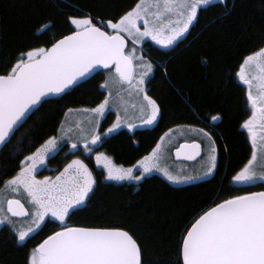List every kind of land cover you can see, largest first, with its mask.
<instances>
[{
    "label": "snow or ice",
    "instance_id": "6c2138e0",
    "mask_svg": "<svg viewBox=\"0 0 264 264\" xmlns=\"http://www.w3.org/2000/svg\"><path fill=\"white\" fill-rule=\"evenodd\" d=\"M214 2L139 0L131 10L106 21L98 20L91 13L67 17L74 28L70 34L54 39L50 47L18 50L14 61H9L0 72V145L10 142L36 106L51 96L65 93L100 67L109 74L101 85L108 90L109 96L96 107L82 110L91 117L87 134L79 124L76 125L79 129L77 140L82 141L83 151L90 154L93 146L101 144L104 137L119 129L122 123L126 122L129 128L136 127L117 114L116 122L106 132L99 130L101 122L97 117H102L109 107L114 87L126 85L127 90L142 96L141 123L152 124L160 116L161 109L147 94L144 85L154 71V65L143 53L137 55L135 46L129 50L126 37L133 45L150 37L164 48L171 47L197 21L201 9ZM173 16L175 20L170 19ZM50 24L37 31L46 32ZM250 68L255 69L254 76L249 73ZM237 76L248 87L247 101L252 107V115L242 127L251 137L253 151L232 181L240 184L264 181V48L244 57ZM211 119L216 121L220 117L212 116ZM171 131L166 132L161 143L133 167H117L110 157L99 152L95 156L96 164L102 166L106 179L112 181H140L153 170L162 172L173 182L197 179L174 175L168 168L160 166L166 147L163 142ZM189 131H196L207 139L209 152L205 174L211 173L216 168L215 141L203 128ZM72 132L73 128H65L62 124L58 135L49 137L25 156L16 175L3 182L0 224L9 225L17 242L23 244L47 216L60 222V230L32 248L25 264H147L143 245L129 230L119 226H74L70 223L72 215L86 203L96 184L83 160H72L54 179L36 178L38 166L43 165L50 154L62 150L61 141L71 140ZM79 147L80 143L71 144L72 149ZM184 150H189L187 158L193 160L201 154V144H181L176 149V156H181ZM136 170L140 175L134 174ZM21 190L27 194L29 208L19 199L7 198L9 191L19 193ZM14 218L30 219V223L24 226ZM179 257L182 264H264V191L232 196L200 214L181 235ZM177 264H181V260Z\"/></svg>",
    "mask_w": 264,
    "mask_h": 264
},
{
    "label": "trees",
    "instance_id": "16d2710c",
    "mask_svg": "<svg viewBox=\"0 0 264 264\" xmlns=\"http://www.w3.org/2000/svg\"><path fill=\"white\" fill-rule=\"evenodd\" d=\"M138 2L0 0V72L9 61H14L18 50L50 47L54 39L70 34L73 26L67 17L91 13L106 21ZM49 22L46 32L37 31ZM142 47L145 51L141 52L154 65L147 81L149 94L159 102L162 115L151 129H121L104 138L99 149L118 166H133L170 129L202 126L209 129L219 145L217 170L207 179L185 185L172 184L158 174L137 184L106 183L103 172L96 170L97 189L86 206L72 215L70 223L122 227L143 245L147 264H177L178 260L182 264L179 243L185 228L216 203L249 191L232 181L252 154V146L242 130L249 114L246 88L239 83L236 73L244 57L264 47V0L216 1L201 9L187 36L174 48L162 50L149 40ZM107 73H97L34 111L0 151V187L16 174L25 156L59 134L70 112L94 108L107 97V90L101 87ZM212 116L220 119L208 127ZM114 119L115 112L107 113L101 131ZM65 149L53 157V165L60 166L74 155L65 154ZM59 229L58 223L48 220L20 244L9 225L1 227L0 264H25L31 249Z\"/></svg>",
    "mask_w": 264,
    "mask_h": 264
},
{
    "label": "rangeland",
    "instance_id": "374dc122",
    "mask_svg": "<svg viewBox=\"0 0 264 264\" xmlns=\"http://www.w3.org/2000/svg\"><path fill=\"white\" fill-rule=\"evenodd\" d=\"M216 1H220V0H215V2ZM170 19L175 20L176 17L173 16ZM190 28H191V26H190ZM190 28H189V30H190ZM187 33H185L184 36ZM181 39L176 41L171 47L164 48V49L172 48ZM144 40H151L154 44L158 45L150 37L149 38H145ZM143 41L140 42V43H137V44H142ZM158 46H160V45H158ZM160 47H162V46H160ZM136 52H137V55L141 54L138 51H136ZM249 73L251 74V76H254L255 75V69L254 68H250L249 69ZM108 75L109 74L107 73V78H108ZM146 81H147V79H146ZM146 84L147 83L145 82V85H144L145 89L147 88ZM255 89H256V84L254 82V84H253V92H254V94L256 92ZM108 96H109V92L107 90V97ZM141 103H142V96H137L134 91L130 92L129 90H127V86L126 85L124 86V88H120L119 86L114 87L112 89V96L110 97L109 107L105 110L104 115L102 117H97V119H99L100 122L102 123V121L105 118V116L107 115V113L115 112V119H114V122L111 124V126L116 122L117 114H119L122 119L130 121V122L134 123L136 126H138V125L141 124V119H140L141 115H142V113L140 112ZM125 109H127V115L125 114ZM90 118H91L90 114L87 113V112H84L82 110L70 112L67 115L64 127L65 128H68V127L73 128V132L71 133L72 139L68 140L66 138L65 140H68L71 144L72 143H80V147H82V149H83L82 141H78L77 140V136L79 135V129L76 127V125L79 124V127L85 129V134H87V131L90 130V125L88 124V120ZM126 126H127L126 122L122 123L121 127L119 129L126 128ZM119 129H117L115 132H117ZM191 129H193V128H191ZM171 130L172 131L169 133V136L165 137V140L163 142L166 147H165V151H164V159L161 160L160 166L168 168V170L171 171L174 175L194 176V177H198V178L197 179H193V180H188V181H182V182H173V181H169L163 175V173L158 171V170H153L152 172L146 174L143 178H145L147 176H150V175H153V174H158V175L162 176L163 178H165L167 181H169L172 184L185 185V184H188V183L197 182V181H201V180L207 179V178L211 177L212 175H214V173L217 170L218 163H219V147H218L217 142L212 138L215 141L216 168L213 169V171L211 173L205 174V173H207V162H208V152H209V144H208L207 139L205 137H203L202 135L198 134L196 131H189V129L187 127H185V126H177V127L173 128ZM115 132H113V133H115ZM110 134H112V133H110ZM89 139H90V136H89ZM257 139H258V142H259V136H258ZM65 140H63V141H65ZM192 140H197V141H199V142H201L203 144L204 149L202 151V155L196 161H193V162H187V161H182V160L176 159L174 157L173 153H174V150L177 148V146H179L183 142L192 141ZM157 143H161V139L158 140ZM156 144L152 147V149L156 146ZM152 149L146 155L150 154ZM51 155H53V154H51ZM113 163L117 167H121V166H118L114 161H113ZM135 165H137V163ZM133 166H128V167H124L123 166V167L124 168H129V167H133ZM134 174L135 175H140V172L138 170H136L134 172ZM125 181H128V182H139V181H133V180H125ZM116 182H124V181H116ZM253 182H255V181H253ZM250 183H252V182H250ZM234 184H239V183L234 182ZM4 187H5V185H4ZM4 187H2L0 190H3ZM26 196H27V194L24 193L22 190L19 193H12L10 191L7 193V198L8 199L19 198L22 202H24L25 204H27L29 206V204L26 201ZM4 207L6 208V204L4 205ZM18 221H19L20 224H22L24 226H26L28 223H30V219H23L22 218V219H18ZM3 225H7V224L6 223L0 224V228ZM31 234L32 233H30V235Z\"/></svg>",
    "mask_w": 264,
    "mask_h": 264
},
{
    "label": "flooded vegetation",
    "instance_id": "af4514ba",
    "mask_svg": "<svg viewBox=\"0 0 264 264\" xmlns=\"http://www.w3.org/2000/svg\"><path fill=\"white\" fill-rule=\"evenodd\" d=\"M131 10V9H130ZM129 11V10H128ZM99 20V19H98ZM73 30H74V28H73ZM72 30V31H73ZM106 31H110V29H105ZM188 34V33H187ZM187 34L181 39V40H183L186 36H187ZM129 40H130V42H129V47H128V49L129 50H131V48L133 47V46H135L137 49H136V51H138L139 53H142L141 51H145V49L142 47L143 46V44H144V42H146V41H148V40H144L143 41V43L142 44H135V45H133V43H132V41H131V39L129 38ZM180 40V41H181ZM149 41H151V40H149ZM179 41V42H180ZM152 42V41H151ZM179 42H177L172 48H174ZM156 45V44H155ZM158 46V45H157ZM160 49H162V50H166V51H168V50H170V49H172V48H170V49H164V47H160V46H158ZM264 48V47H263ZM146 57V56H145ZM146 58H148V57H146ZM239 71V70H238ZM238 73V72H237ZM237 73H236V77H237V79H238V81H239V83H241L245 88H246V98H247V92H248V87H247V85H245L242 81H240L239 80V78H238V76H237ZM151 75V74H150ZM150 77V76H149ZM149 77L147 78V81H148V79H149ZM147 81H146V83H147ZM146 91H147V94L150 96V97H152L150 94H149V87L147 86V84H146ZM256 90V89H255ZM152 99H154L153 97H152ZM154 100H156V99H154ZM156 102H157V104L160 106V104H159V102L156 100ZM247 108H248V112H249V114H248V116L245 118V120L244 121H246L247 119H249L250 118V116L252 115V107H251V105L248 103V101H247ZM160 109H161V106H160ZM161 115H162V109H161V114H160V116H158L157 117V120L156 121H154L152 124H140V125H138V126H136L135 128H129L128 126H126V128H122V129H127V130H129V131H134L135 129L137 130V129H151V128H153L154 126H156V124L158 123V121H159V119H160V117H161ZM104 120V119H103ZM216 121H218V120H216ZM216 121H213V120H210V122H209V124L207 125L208 127H212V125H213V123H216ZM244 121H243V123H244ZM114 122V121H113ZM112 122V123H113ZM111 123V124H112ZM243 123H242V125H243ZM64 124H65V122H64ZM63 124V125H64ZM102 124V123H101ZM111 124L103 131V132H106V130L111 126ZM183 126H185V127H187L188 129H191V128H193V129H200V128H203L206 132H208L209 133V131H207V130H209V129H206L205 127H202V126H199V127H194V126H188V125H183ZM242 130L245 132V134L247 135V137H248V139H249V143L251 144V146H252V141H251V137H250V135H249V133H248V131H247V129H245V128H243L242 127ZM100 131H101V129H100ZM119 131H121V129H119L117 132H115V133H112V134H109L108 136H106V137H104V138H107V137H109V136H112V135H114V134H116V133H118ZM102 132V131H101ZM210 134V133H209ZM211 135V134H210ZM212 136V135H211ZM212 138L215 140V138L212 136ZM193 141H197V140H192V141H186V142H193ZM216 141V140H215ZM197 142H199V141H197ZM200 144H201V147H202V151H203V149H204V146H203V144L201 143V142H199ZM61 144L63 145V148H62V150L63 149H65V147H64V145H67V148L65 149L66 151H65V154H70V153H74V155L73 156H71V157H67V159L63 162V164L62 165H60V166H55V165H53L52 164V162H51V160L53 159V157H55L56 155H58V153L61 151H58V152H56V153H53V155H49V157L46 159V161H45V163L43 164V165H40V166H38V169H37V172H36V178L37 179H40V180H43L45 177H50V178H55V176L56 175H58L59 174V171H62L63 170V168L67 165V164H69L72 160H74V159H81V160H83L84 161V163L85 164H87L88 165V167H89V169H90V171L92 172V174H93V177L95 178V180H96V184L93 186V192L97 189V186H98V179H97V173H96V170H99V171H102L103 173L102 174H104V177H103V181L104 182H106V183H113V184H131V183H140L141 181H139V182H128V181H124V182H116V181H111V180H108V179H106V172L103 170V168H102V166H100V165H97L96 164V161H95V156H96V154L99 152V153H104L105 155H107L104 151H102V150H100L99 148H100V146H101V144H102V142H101V144H99V145H96V146H93V151L89 154V153H85L84 151H83V149H82V147H79L78 149H72L71 148V143L68 141V140H65V141H61ZM218 144V143H217ZM178 147V146H177ZM218 147H219V145H218ZM99 149V150H98ZM252 151H253V147H252ZM219 154H220V148H219ZM201 155H202V152H201ZM200 155V156H201ZM65 156H67V155H65ZM108 156V155H107ZM109 157V156H108ZM174 157H175V155H174ZM251 157V156H250ZM111 158V157H110ZM88 159H92L91 161H89ZM112 159V158H111ZM247 163V162H246ZM244 166V165H243ZM242 166V167H243ZM241 167V168H242ZM240 168V169H241ZM240 169H239V171H240ZM18 171H19V169H18ZM17 171V172H18ZM16 172V173H17ZM97 174V175H96ZM16 175V174H15ZM143 180V179H142ZM235 186H238V187H242V188H249L248 190V193H250V192H258V191H264V181H260V180H257V181H255V182H252V183H244V184H234ZM2 187H4V185L2 186ZM2 187H0V189L2 188ZM93 192L92 193H90L89 194V198H90V196L93 194ZM11 199H19V198H11ZM20 200V199H19ZM89 200V199H88ZM88 200L86 201V203L83 205V206H81L80 208H82V207H84V206H86V204L88 203ZM22 202V201H21ZM24 205H25V207L26 208H29V206L27 205V204H25L24 202H22ZM6 207H7V205H6ZM14 219H22V218H14ZM54 221V222H56V223H58L59 225H60V222L59 221H57L54 217H52V216H47L46 218H45V221H44V223L41 225V226H43L47 221ZM3 226H5V225H3ZM3 226H1V227H3ZM38 230V229H37ZM36 230V231H37ZM60 230V229H59ZM58 230V231H59ZM35 231V232H36ZM34 232V233H35ZM34 233H32V234H34ZM31 234V235H32ZM31 235H29V236H31Z\"/></svg>",
    "mask_w": 264,
    "mask_h": 264
},
{
    "label": "water",
    "instance_id": "95a60500",
    "mask_svg": "<svg viewBox=\"0 0 264 264\" xmlns=\"http://www.w3.org/2000/svg\"><path fill=\"white\" fill-rule=\"evenodd\" d=\"M126 42H127V47H129V42H130V40H129V38L128 37H126ZM101 71H107V70H104L102 67H100V68H98L91 76H89V77H87V78H84V79H82L77 85H75V86H73L72 88H74V87H76V86H78V85H80V84H82V83H84V82H86V81H88L89 79H91L93 76H95L97 73H99V72H101ZM72 88H70V89H72ZM70 89H68V90H70ZM68 90H66L65 91V93L68 91ZM65 93H61L60 95H58V96H51V97H49L47 100H51V99H55V98H57V97H59V96H62L63 94H65ZM44 103V102H43ZM42 103V104H43ZM42 104H40V105H38V106H36L31 112H29L28 113V115L25 117V119L23 120V122H22V124H21V126H19L18 127V129L15 131V133L27 122V120L30 118V116L34 113V111L35 110H37ZM15 135V134H14ZM13 135V136H14ZM12 136V137H13ZM12 137H11V139H12ZM10 139V140H11ZM193 142H196V143H199V142H197V141H193ZM193 142H183V143H181V144H191V143H193ZM180 144V145H181ZM200 144V143H199ZM180 145L177 147V148H179L180 147ZM4 146L5 145H0V151L4 148ZM176 148V149H177ZM176 149L174 150V155H175V158L176 159H178V160H182V161H187V162H193V161H196L199 157H200V155L199 156H197L195 159H193V160H189L188 158H187V155H188V152H189V150H184V152L182 153V155L181 156H179V157H177L176 156ZM201 152H202V147H201ZM258 192H260V191H258ZM248 194V193H247ZM243 195H246V194H243ZM22 203V202H21ZM202 214V213H201ZM43 242V241H42ZM41 242V243H42Z\"/></svg>",
    "mask_w": 264,
    "mask_h": 264
},
{
    "label": "bare ground",
    "instance_id": "6f19581e",
    "mask_svg": "<svg viewBox=\"0 0 264 264\" xmlns=\"http://www.w3.org/2000/svg\"><path fill=\"white\" fill-rule=\"evenodd\" d=\"M76 107V106H75Z\"/></svg>",
    "mask_w": 264,
    "mask_h": 264
}]
</instances>
